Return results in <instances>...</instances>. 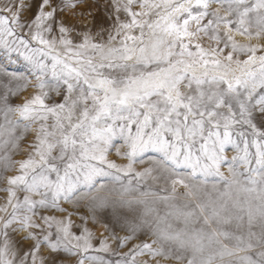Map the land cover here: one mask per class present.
I'll list each match as a JSON object with an SVG mask.
<instances>
[{
  "label": "snow or ice",
  "instance_id": "1",
  "mask_svg": "<svg viewBox=\"0 0 264 264\" xmlns=\"http://www.w3.org/2000/svg\"><path fill=\"white\" fill-rule=\"evenodd\" d=\"M84 2L0 6L31 76L0 91V264H112L87 226L109 207L115 264H264V0H109L74 43L60 17Z\"/></svg>",
  "mask_w": 264,
  "mask_h": 264
},
{
  "label": "rangeland",
  "instance_id": "2",
  "mask_svg": "<svg viewBox=\"0 0 264 264\" xmlns=\"http://www.w3.org/2000/svg\"><path fill=\"white\" fill-rule=\"evenodd\" d=\"M11 0H0V6L10 3ZM26 17L30 16V13L25 14ZM69 27L73 28L74 31L71 33V38L74 43L81 42V35L85 32H91L93 34L101 31L107 30L110 27L111 21V9L109 7V0H85L75 11H68L64 13L61 17ZM12 59L15 63H10L8 58L3 54V51L0 50V91L4 89V85L7 84L9 87L15 89L17 84L21 83L16 79H12L11 74H16L17 77L24 76L31 79L30 76V66L22 57H17L13 54ZM34 80L26 90L17 94L13 97V102L15 104H21L24 101L31 99L33 95L37 93V88L34 86ZM31 140V137L28 138ZM16 159H23V155L18 154ZM111 159L116 160L118 163L119 158L114 154L111 156ZM11 174V173H10ZM6 193L0 192V204L4 202V197ZM88 201H84V205L79 207L78 210H74V206L65 205L68 208V214H71L72 221L74 225H80L82 217L89 216L92 209L89 208ZM127 209L111 207L98 210V215L96 219H89L87 226L90 231L94 234L92 243L96 248H99L101 242L105 239L109 240L111 248L108 252H91L90 255H96L103 258L104 261H111L112 264H115L117 260L123 258L124 253H127L129 250L128 247L118 248L116 243L112 241L111 237L113 232L117 235H125L124 231L121 229L124 227L121 221V217L118 213L127 212ZM74 231L79 234L80 229L74 228ZM19 239V237H17ZM147 239L146 237H140L136 240L135 243H139L140 240ZM25 246H28L27 244ZM45 254H47V249H45ZM67 256V254H65ZM62 264H76V258L71 257L62 260ZM88 264V262H86Z\"/></svg>",
  "mask_w": 264,
  "mask_h": 264
}]
</instances>
